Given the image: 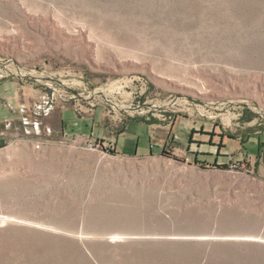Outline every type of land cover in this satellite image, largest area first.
I'll list each match as a JSON object with an SVG mask.
<instances>
[{
    "label": "rangeland",
    "instance_id": "1",
    "mask_svg": "<svg viewBox=\"0 0 264 264\" xmlns=\"http://www.w3.org/2000/svg\"><path fill=\"white\" fill-rule=\"evenodd\" d=\"M0 105V264H264V0H0Z\"/></svg>",
    "mask_w": 264,
    "mask_h": 264
},
{
    "label": "crops",
    "instance_id": "2",
    "mask_svg": "<svg viewBox=\"0 0 264 264\" xmlns=\"http://www.w3.org/2000/svg\"><path fill=\"white\" fill-rule=\"evenodd\" d=\"M0 108H3L0 105ZM1 110V109H0ZM12 121L10 117L3 116L0 113V148H4L8 145L9 139H11L13 132L9 129L8 126L2 127V122H9ZM134 121V120H131ZM140 130L138 126L136 125H124V129L119 135L117 136L114 134V142H110L109 144L115 148L117 151L118 149H122L123 151H130L131 149H134L135 151L139 150L141 148L145 147V144L141 143L142 139L139 135ZM105 136L103 138H100V141H103L104 143L107 142L105 139Z\"/></svg>",
    "mask_w": 264,
    "mask_h": 264
},
{
    "label": "trees",
    "instance_id": "3",
    "mask_svg": "<svg viewBox=\"0 0 264 264\" xmlns=\"http://www.w3.org/2000/svg\"><path fill=\"white\" fill-rule=\"evenodd\" d=\"M123 129H124V126L121 127V129H118L117 132H116V135L118 136L119 133H121V132L123 131ZM109 150H110L111 152H113V151H114V148H113V149H112V148H109ZM258 151H259V148H258Z\"/></svg>",
    "mask_w": 264,
    "mask_h": 264
},
{
    "label": "built area",
    "instance_id": "4",
    "mask_svg": "<svg viewBox=\"0 0 264 264\" xmlns=\"http://www.w3.org/2000/svg\"><path fill=\"white\" fill-rule=\"evenodd\" d=\"M97 145L96 146H99L100 144L103 146V145H105L104 144V142L103 141H99V143H96ZM91 145H93L92 143H91ZM109 148H112L113 149V147L109 144V146H108V148H107V151L109 150Z\"/></svg>",
    "mask_w": 264,
    "mask_h": 264
}]
</instances>
